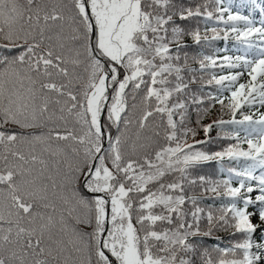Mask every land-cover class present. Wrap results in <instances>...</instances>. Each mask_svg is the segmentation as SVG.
I'll return each instance as SVG.
<instances>
[{"label":"snow or ice","instance_id":"obj_1","mask_svg":"<svg viewBox=\"0 0 264 264\" xmlns=\"http://www.w3.org/2000/svg\"><path fill=\"white\" fill-rule=\"evenodd\" d=\"M0 264H264V0H0Z\"/></svg>","mask_w":264,"mask_h":264}]
</instances>
